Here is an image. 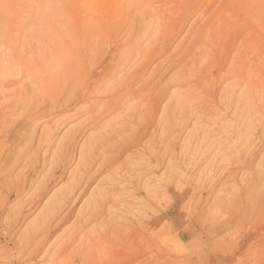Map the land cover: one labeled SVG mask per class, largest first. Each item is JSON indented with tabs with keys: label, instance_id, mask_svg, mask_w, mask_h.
Returning a JSON list of instances; mask_svg holds the SVG:
<instances>
[{
	"label": "rangeland",
	"instance_id": "1",
	"mask_svg": "<svg viewBox=\"0 0 264 264\" xmlns=\"http://www.w3.org/2000/svg\"><path fill=\"white\" fill-rule=\"evenodd\" d=\"M127 3H129L127 0H123V1L122 0H0V49H3L0 52V79H1L0 84L5 83L6 80L7 81L10 80L11 83H14L15 80H13V79H16V78L19 79V77H20L21 79L19 80V82L22 80L24 82V83L22 82L21 84L19 83L21 88H23V86H25L23 89H18V91L21 90V93H20L21 96L20 97H22V95H25L28 93H29L28 95H30L32 92L35 93V91L37 92V89H39L38 93H42V90L44 91L45 88L46 89H54V88L56 89V87L58 86L56 78L51 79V81L48 80L46 82H42V83L40 82V84L39 83L35 84L37 87H39V88H37L36 86H34V84H31L32 82H34V81H32L33 79L30 77H26L24 75L25 74L24 72L21 73L23 75V78H22V75L19 77H17V76L12 77L11 72L15 71V67L13 65V62L11 61L12 56H11V60L9 59L10 53H16V52H19V54L21 55L19 57H22V58L25 57L26 55H27L26 57H28V55H29V57L32 58V61L34 63L38 62V60H39V63H41L43 58H45V57H46V59L49 58V55H48L49 53H47V52H50L49 49H52L51 52H53V48L50 46V43H49V38H50L49 33L51 32V29L53 27L52 25L60 24L61 26H63V28L61 29V32H64V33H66L65 30L67 29V36H68L67 40L69 42L71 41L69 38L73 37L71 43H67L68 45L70 44V46H69L70 48H68V47L66 48V47L62 46L59 51H58V49L56 50L58 53L59 52L62 54L64 53V56L60 54L62 58H65V59L67 58L68 59L67 61L72 60V62L68 65V67L66 69L67 75L69 76L70 79H72L73 76L71 73L75 70L74 68H76V63L73 62V58H72V54L74 53L73 45L83 46V44H84L83 40L86 41V39L84 38L85 34H87L89 36V38L91 36L93 37V39L95 38L96 40L94 39V41L96 44L97 36H98V34H100V32H101V35L103 34V36L107 35V34H105L107 31H109V33H110L109 38H108V35H107V38H104L101 35L98 36V39L100 38L99 41H101V39H102V41L100 42L99 50L102 51L104 48H106V46L104 47L103 45H107V48H109L108 54H107L108 56L105 57V59H104L105 62L103 61L101 64H99V66H101V67H99V66L96 67V65H95L94 67L96 69L94 67L92 68L93 69L92 74L98 73L99 71H102L101 76H105L106 72L108 73V70L110 68L108 65H110L111 60H113V57L114 58L116 57L115 59L119 60V58H121V56L123 54L127 55V50H126L127 49V42H125L124 39L130 35L129 32L131 30L129 31L128 29H132V28L134 29L135 28L136 31L137 30L139 31L141 25L144 26V24H145V26H148V25L150 26V24L153 21V23L151 25H154V27L150 26V29H149L148 28L149 26L147 28H145V26H144L145 29L143 27H141V28L144 30V32L147 31L146 35H145V33H143V30H142V33L145 35V36H143V38H147L146 41H148V38L150 37L149 34L151 31H152L151 37H154L155 40L151 39V37H150L151 40H149V42L150 41L151 42L149 43V42L143 41L146 43H143L144 45H142V46H145L147 43H149V45H150L153 41V43H152L154 45L153 48L154 47H158V48L162 47V48H164V50H167L168 48L169 49L166 53H159L160 51H156L158 48H155L152 50L153 53L149 54L150 55L149 56L150 57L149 62L151 63L150 64L151 67L149 66V69L147 70L146 76L142 77V81H145V78L147 79L150 76L151 71L156 66V64H161V63L163 64L162 70H160V72L163 71V68H166L168 66V62L165 63L164 59L167 58L168 56L169 57L171 56L173 58L174 55L172 54V52L177 48L178 44L182 43L181 46H179L180 47L179 50H181V51L187 50V52L190 56H191V53L193 56L198 51H199V53H201V51H203V50H201L202 48H204V49L206 48V50H207L209 45H210V47L212 46L210 44L211 41H209V40H210V38L211 39L213 38V35L215 34L218 25L222 22L227 24L228 22H226V21L230 22L233 19L232 24L233 25L236 24L237 30H235L232 33L233 36H232V34H230V36L228 35L227 37H229L228 43H235V47H234V50L231 51L230 57L227 59L228 62H227L226 69L229 66L228 64H230V61L232 59L231 57L236 52V49L239 47V45L241 43L240 41L244 37V34H242L243 33L242 30H244L243 28L245 26H248V28H250L249 30H250L251 34L249 35L250 38L248 39L247 42H249L248 46H249L250 54L252 57L253 76L258 78V80H260L259 86L261 87L262 80L264 82V42H263L264 41V0H149V1L143 0V1H140V4H139V2H137L139 4V6L137 4V8L134 7L135 4H133V6H130ZM144 3H145V5H144ZM148 3H149V5H148ZM119 6H122V9H120ZM129 6L131 7V9ZM141 6L143 8H141ZM148 7H150V8H148ZM133 8H135L136 10L133 11L134 10ZM137 9L139 11H137ZM121 10H122V12H120ZM129 11H130V13H129ZM139 13H140V15H138ZM37 16H39V17L37 18ZM68 16H70V17L74 16L76 18V20L78 21L79 26L76 25L74 20L72 21V23L70 21V23L67 22V25L64 24L63 20H65V18ZM119 16H120V18H119ZM41 17H43V18H41ZM79 17H80V19H82L81 24L79 23V20H78ZM105 18L108 21L107 23H104ZM147 18L150 19L151 21L146 23L145 20L148 21ZM39 19H42V20L40 21ZM156 19L158 21H160L162 19L163 20H162V22L161 21L158 22ZM207 19H209V21ZM51 21H53V23ZM87 21H89L88 26H87V23H88ZM195 21H196V24H194ZM73 22L75 24H73ZM205 22L206 23L208 22L209 25H208V23L206 24ZM211 22H212V24H211ZM148 23H150V24H148ZM156 23H157V25H156ZM72 24H73V26H71ZM95 24L97 25V28L99 27L97 31H94L97 29V28L94 29V27L96 26ZM98 24H100V25H98ZM101 24H102V26H101ZM164 24L166 26L165 28L162 27V26H164ZM200 24H202V26ZM204 24L206 26H204ZM74 25H75V27H74ZM108 25L110 28H107ZM138 25H140V27ZM70 26L72 28H69V30H68V27H70ZM76 26L78 29H76ZM124 26H125V28H124ZM210 26H211V28L212 27L213 28L212 29L209 28ZM21 27H22L23 31L21 30ZM40 27H42L43 29L42 28L40 29ZM79 27H80V29H79ZM203 27H206V28H203ZM161 28H163V30H161ZM12 29H13V32L11 31ZM105 29H106V31H105ZM200 29H201V32H200ZM20 30L22 33L20 32ZM71 30H73V32ZM79 30L81 32H79ZM82 30H83V32H82ZM193 30L195 31V33ZM208 30H210V31H208ZM127 31H128V34H127ZM156 31L157 32L159 31V33H155ZM188 31H190V32H188ZM191 31L195 34V36H192L194 34L191 33ZM162 32H163V34H162ZM187 32L190 34H188ZM196 32H198V34L200 33V35L198 36V34ZM204 32H206V33H204ZM211 32L214 34H212ZM72 33H74V36L76 35L77 37H79V35L80 36L83 35V37H81V40H80V38H77L79 40V41H77L76 36L74 37ZM153 33H154V35L157 34L158 36L155 35L156 36L155 37L153 35ZM46 34L48 35L49 38L47 37ZM18 35H20V36H18ZM26 35H27V37H26ZM70 35H71V37H70ZM123 35H125V37ZM204 35H205V37H203ZM206 35H209V37L207 36L208 37L207 38ZM190 36H192L193 38ZM231 36H232V38H230ZM18 37H20V38H18ZM101 37H103V38H101ZM195 37L199 38V39H197V38L196 39L198 41L200 40V44H202V46L198 43V41L195 39ZM113 38H115V39H113ZM201 38H202V40H201ZM204 38L207 40H204ZM226 38H225V41L227 42ZM75 39H76V41H75ZM122 39L124 41H122ZM192 39L193 40L195 39V41H194L195 44H194ZM45 40H46V42H45ZM181 40H182V42H181ZM40 41H41V43H38ZM207 41H209V42L207 43ZM109 42H110V44H109ZM131 42H132V40H131ZM62 43H64L63 40H62ZM101 43L103 45H101ZM192 43H193V45H192ZM203 43L206 45L204 46ZM190 44H191V46H190ZM197 44H199V45H197ZM41 45L46 46V47H44V48L41 47L42 49H39V47ZM188 45H189V47H188ZM36 46H38L37 50L35 49ZM197 46L202 47V48L198 47L199 49H196ZM174 47H176V48H174ZM185 47H187L188 49L187 48L185 49ZM260 47H261V49H260ZM190 48L193 49V51ZM211 48H210V50H211ZM125 50H126V52H125ZM190 51H191V53H190ZM208 51H209V49H208ZM94 52L91 51V52H87V53H90L88 55L92 54V57H93ZM122 52H124V53H122ZM178 52L179 53H177V56H178V54H180V51H178ZM119 53H121V54H119ZM193 53H195V54H193ZM199 53H197L196 55H198ZM51 54H54V53H51ZM124 55L122 57H125ZM217 55L218 56L215 59L217 63L223 62L226 59L225 55L221 54L220 50L218 51ZM118 56H119V58H118ZM205 59H207V58H205ZM191 60H193V59H191ZM201 60H199V61L202 62ZM5 61L7 63H5ZM205 61H206V63H205ZM205 61L202 63L199 62V64L196 61L195 62L196 65L192 64V65H194L193 67H194L195 71L200 70L202 68L201 66H203V68H206L205 66L209 65V63L207 64V62H209L210 60L207 59ZM191 63H193V61H191ZM73 65H75V66H73ZM199 65H200V67H199ZM135 66H137V65H135ZM196 66H197V68H196ZM55 67H54V69L52 67L51 71H46L49 73H46L44 71L43 76H45V73L48 74L49 76H51L52 74L54 76L56 74V72L58 71V68L56 67L57 68L56 69ZM70 67H71V69H70ZM132 67H134L133 64H132V66L129 65V67H127L125 69L126 71L125 70L122 71L123 73L118 71L116 74H114L111 77V79H113V82L108 77H107V79L105 77V79H103V81L100 80L101 82L99 80H90L89 78H91V76L86 75V77H84L85 79L83 78V80L84 81L89 80L91 83L90 84L88 81V84H87L88 85V91H90V90L95 91L96 94H94V92L93 93L91 92L90 95L86 94L84 96L85 98H82L76 102H73L75 105H73V103H71L68 107V108H70L69 112L64 114V115L69 116L72 113L75 114L76 112H81L82 109L84 110V108L88 107L90 100H93L96 97L100 98L102 101L107 100L108 96H105V95H107L108 93H110L112 91H115L116 89H118L120 86H122L123 84H125L127 82L129 74H131L133 71V70H131ZM101 68H102V70H101ZM12 69H13V71H12ZM87 69H88L87 71H89V70L91 71V68L88 67ZM174 69L175 68H172L170 71L167 72L168 74L166 73L165 77H163L164 80H162V82L163 83L165 82V83L163 84L161 82L162 83L161 85H165L167 83V81L171 80L169 78H173L172 75H174V71L177 70V69H175V70ZM110 71L111 70H109V72ZM3 72L5 73V75ZM6 72H8V73H6ZM119 72H120V74L121 73L122 74L120 75ZM176 72H175V74H176ZM1 73H3V74L1 75ZM127 73H128V75H127ZM213 73H215V72H213ZM7 74H10V75H7ZM115 75L116 76L118 75V77L121 79H119ZM122 75L124 78H122ZM1 76L4 77V80H3V77L1 78ZM6 77H8V79H6ZM75 77H76V75L74 74V78ZM114 77L117 80H114ZM87 78H88V80H87ZM104 80H106V81H104ZM120 80L121 81L124 80V81L121 82ZM25 81H26L28 87L26 86ZM30 81H32V82H30ZM107 81H108L109 86L107 85ZM118 81L120 82V84ZM204 81H205L204 84L202 83L204 85L203 87H202V84H201V86L199 85L198 87H195L193 84L187 85L189 87V88L188 87L187 88L190 91L192 89H194V90H192L193 94H192V91L191 92L189 91V92L191 95L197 96V97L191 96V97L195 98V100H196V98L197 99L200 98V99H204L205 101H207V97H208L207 95L210 94V90H212L214 87L216 88L215 84H214V86H212L211 82H209V78L205 77ZM93 82H94V84H93ZM109 82L111 83V85L112 84L113 85L110 86ZM97 84L99 87L94 88V86L96 87ZM101 84H102V86H101ZM138 84H140V82ZM230 84H232L231 79H227V80H225V83H223L222 86L226 87ZM53 85L54 86L57 85V86L54 87ZM210 85H211V87H210ZM192 86H194V87H192ZM32 87H33V89H31ZM34 87L36 88V90ZM104 87H106V89L109 91L108 92L106 90L107 94H106V92H104L105 91ZM112 87H114V88L116 87V89H113ZM93 88L95 90H93ZM101 88L102 89L104 88V89L102 90ZM126 88H127L126 90H129L128 87H126ZM262 88H264V83H263ZM2 89L3 90L5 89L4 90L5 93H3ZM27 89H29V90H27ZM98 89H100L101 92L103 91L102 93L99 92L100 95L98 93V91H99ZM195 89H196V91H195ZM14 90H15V88L13 89V87L2 88V86L0 85V97H1L0 99H3L6 97V99L0 100V142H1V138H5V135H6L5 132L7 133V130L12 126L14 121H15V123H19V120H21V119H17V116H18V118H20L21 114L23 115L24 110L26 109V108L23 109L24 108L23 103L18 101V99L20 100V97L15 96L17 91L15 92ZM96 90H97V92H96ZM239 90L236 93L237 95H239V93H240ZM261 90L257 93L258 95H257L256 103H258V104L261 102L264 104V90L263 89H261ZM153 91L151 92L152 96H154L155 92H156L155 91L153 93ZM123 93L125 94V92H123ZM4 94L7 96H4ZM11 95H13V97ZM89 96L91 97L90 100L88 99V98H90ZM169 96H170V94H169ZM17 97H18V99H17ZM93 97H95V98H93ZM105 97H107V98H105ZM136 97H138V96H136ZM139 98H140V96L138 98L134 97L131 99H130V97H125V99H126L125 101H127L126 106H124L125 102H123L124 101V98H123V101H122L123 104L120 103V104H122L120 106H123V107L122 108L120 107L121 109H119L118 112L116 111L117 115L115 114L116 112H114L115 117L110 116V115H114L113 113H111V114H109L110 118L107 115L106 117L102 118L101 120L103 122H105L104 120L107 118L108 120H106L107 121L106 124H109V122L110 123L112 122L110 119H112V117L117 119L118 114L120 116V119H122L121 118V115H123L122 111L125 110L124 111L125 114H128V111L126 112V110H128V109L130 110L129 112H131L133 110H137L139 112L144 111L145 116H147L149 114L150 108L148 109L149 106L143 107V105H141V103L144 104V102H145L144 100L140 101V100L144 99V96L142 97V99L141 98L139 99ZM132 99H134L135 102L136 103L138 102V103L135 104ZM136 99H138V100H136ZM35 100L36 99H33L32 102H34V104L31 107H33L35 104H37V102ZM130 100H132L133 103ZM190 100L193 101L192 99H190ZM12 101H14V102H12ZM128 101L135 105L131 108H134L137 106L136 107L137 109H130V105L128 108L127 107V103H129ZM164 101L165 102H161V104H160L161 106L159 105V107H158V109L161 113H159V111H158V113L156 114V117L154 118V126L159 127L157 129L158 132L156 134L155 140L157 141L156 143L159 146L161 143V142L160 143L158 142L159 137H161L159 139L161 141L163 134L164 135L166 133L169 134L167 141L170 145H172L171 146L172 147V156L170 158L168 156L164 157L163 158L164 164L162 162L163 160L160 159L162 162V165H160V167L157 170V173L155 175L148 176V177L145 176L146 178L144 177L145 181L143 180L144 182L142 181L143 183H141V184H143V186L140 185L141 188H139L140 189L139 191L141 192V194L137 195L136 194L137 190H135L136 187H131L130 190L128 188V190L125 191L126 193L125 192L118 193V194H120V197L118 195L113 196V198L115 197L114 200L117 197V198H119L120 201L117 199L118 206L116 209L115 208L110 209L111 215L113 216V218H116L115 215L117 214V212L119 213V211L120 212L121 211H127L129 209L130 211L129 210L127 211L129 213L126 212V213L122 214V216H126L127 219H130L132 221L140 219V218L142 219L143 223H145V221H146L145 224L150 223V222L154 223L155 221H159L158 226H157L158 230H160L161 228H164L165 225L169 226V224H170V226H171V233H170L171 236L170 237L173 239L172 251L169 254L165 253L163 256H160V255H159V257L156 256V258H155L156 262L153 260V262H152L153 264H165V259L169 255L172 257V261L169 264H264V231H263L264 230V204H263V206L259 207L260 204L258 203V200H257V202L255 201V199H257V196H256L257 192L264 189V129L262 130V132H260V131L257 132L261 123L264 122L263 121L264 115H262V113H260L259 111L254 114L253 123L256 127H254L253 133L249 132V135L246 134V136L243 135L241 137H237L234 135L233 136H229V135L227 136L228 131L233 128V125L235 127V122H233L232 117H231L232 113H228L227 115H225V113L223 111H220L219 113L222 116L221 115L219 116L217 114L218 115L217 117H216L217 112L214 113L215 112L214 110H212V112L211 111L210 112H204L203 114H200L201 116L199 114H197V117H194L192 115H189V113H187L185 117H182V118L175 117L176 119L180 118L179 120L177 119L178 121L175 118H173L175 120V124H174V121L171 118V115H168L170 113L167 112L168 110H170L167 107V100L165 99ZM191 101H188V102H191ZM16 103H17V105H16ZM18 103L22 104V105L18 106L19 105ZM131 103H129V104H131ZM83 104H85V105H83ZM211 105L213 106V104H211ZM125 107H127L128 109H126ZM15 108H16V110H15L16 114H18V115L13 113V110ZM144 108H145V110H144ZM261 108L262 107L260 105L259 109H261ZM75 109L76 110L78 109V111H76ZM122 109H124V110H122ZM215 110H216V107H215ZM165 111H166V114H164ZM121 112H122V114H120ZM19 113H20V116H19ZM162 113L165 115V117L167 119L164 117V115ZM210 113H211V115H208ZM11 114H13V115H11ZM67 114H69V115H67ZM158 114H160L159 117H161L162 120L158 117ZM187 115L190 116V117H188L190 119V120H188V123H186L187 121L184 120L187 117ZM123 116L125 117V115H123ZM43 117H45L46 120H42V119H45ZM48 117L51 119H49ZM57 117L59 119V116H57V115L56 116L55 115H51V116L39 115L34 119V121L28 120V119L21 120L20 121V122H22L21 125L19 123V126L18 125L16 126V132H15L16 138L14 137V139L12 141H10L11 144L7 143L6 148L4 146L2 148V146L0 144V149L3 150V151L0 150V178H1L0 181L4 182V183L0 182V186H2V188L0 187V189H1L0 197L6 198V199L0 198L1 200L3 199L2 201L0 200V255L2 256V257L0 256V259L1 258L3 259V260H0L1 264L2 263L3 264H18V259L16 257H14L12 254H11V256L9 254V253H11L10 252L11 246L8 243L10 242L9 237H10L11 233L15 232L14 233V239L15 238L20 239L19 238V237H21L20 234L23 235L25 230H27V227L29 228L30 225H32L37 220V218H39L41 216V214L44 212V210H45L44 207H46V204L52 198L51 196L52 195L54 196L55 194L59 193V190L61 191V188L63 186L66 188L68 186L67 184L70 182V180H69L70 179V173L68 175L67 171L70 168L72 170H74V168L76 166L75 164L77 162L76 161L77 158L74 161L75 163L73 162L74 164L72 163L71 166L66 169L65 174L62 177V179L57 180L56 183H52L51 186L48 187L47 192L38 201H36L35 204H33L32 206H28V205H26V203H27L26 201L29 200L28 199L29 195H30V197H32V195H34V193H35L34 189L36 188L35 186H37V184L40 182L39 181L40 177H43L46 174V172H47L46 170L48 169L49 165L46 164L45 167L42 169V171L37 172L38 174H34L33 172H31L29 174L27 172V169H23L21 166L17 167L16 170H14V172H12L11 174L7 173V171H9L8 170L9 168H10V170L12 169V167L10 165L13 166V164H15V161H16L15 159L18 157V155L22 151V148H24L25 146L30 144L31 139L33 138V136H32L33 131L32 130L35 127H37L38 130L41 132V131H44L43 127L45 125H47L45 127V130H47V132H48V130L50 129L49 127H51V129H52L54 126H57V124H56L57 123L56 121H58ZM200 117H203V118L200 119ZM204 117H206V118L204 119ZM83 118L85 120V116L82 115V113H80L78 115V117L76 115L72 120H68L67 122H63L62 123L63 126H61V124H58L57 127L60 126V128L57 129L58 131L56 130L57 132L55 131V133L50 135V138H51L50 143H53V144H49V146H47V147H45L46 145H42L43 148L41 147L42 150L43 149L46 150L48 148L47 149L48 151L46 150L47 152L45 153V157H46L47 161H49V159L52 158L53 153H51V152L52 151L54 152L56 150L55 146L57 147V145H55V144H60L59 141H61L62 139L64 140V138L69 135V132H67V131L68 130L70 131V129L73 126L75 127L76 125L81 123ZM114 118L112 119L113 121H114ZM188 118H186V119H188ZM195 118L199 121V123L196 122ZM116 119L113 123L117 122ZM138 119H136V120H138ZM144 119H145V117L139 119L138 120L139 122L135 121V125L137 123H138L137 125H142V123L144 122ZM156 119H158V120H156ZM168 119L172 120L169 122L170 124H171V122H173L171 124L172 126H170L171 128L173 127V129H171L170 133H168L167 130H165V128L163 129V127H164L163 121L168 120ZM4 120H6V122ZM36 120H38V121H36ZM47 120H49V121H47ZM159 120L162 121V123L159 122ZM183 120H184V122H183ZM102 121H100V124L101 125L105 124V123H102ZM7 122H8V124H7ZM47 122L49 124L51 122L52 123L51 126H48L49 124ZM53 122H56V123L53 124ZM36 123H37V125H35ZM157 123H159L163 127H161L159 124H158L159 126H157ZM9 125H11V126H9ZM41 125H42V129H41ZM2 129H4V130L2 131ZM219 129L221 130L220 133L218 132ZM28 131L29 132L32 131L31 134ZM92 131H93V129L90 130V128H88V126H84V128L82 129V131L80 133L81 135L79 134L77 136L78 139L76 138V140H78L76 142V148H75L76 151H78V149H79L78 147H79L80 143L82 144L84 142L83 140H86L89 137H91L94 132H95L94 135H97L100 132V129L97 130V132L96 131L92 132ZM1 132H3V133H1ZM44 132H46V131H44ZM66 132L68 134H66V136H65ZM82 133H83V135H82ZM88 133H91L92 135H88ZM63 135H64V138H62ZM214 135H215V137H214ZM19 136H21V137H19ZM53 137H54V139H53ZM85 137H87V138H85ZM172 137H173V139H172ZM245 137H247V138L245 139ZM20 139H22L21 142H20ZM169 139H171L172 141ZM25 142L27 145L25 144ZM135 149H140V146L136 147ZM160 150H161L160 151V158H161V155L163 153V151H162L163 149H160ZM44 151H42V155H43ZM128 155L129 154L127 153V157H128ZM228 156H231L233 158L235 157L234 161H231V159H229ZM76 157H77V155H76ZM127 157L125 156L124 159H127ZM250 158H251V160H250ZM168 159H169V161H168ZM11 161L13 162V164ZM167 161L169 163L171 162V164L167 163ZM250 161L253 162L251 170L250 171L244 170V166H245L244 164H246V162H250ZM140 163L143 167L145 166L144 169H147V167L149 168V165L147 163L143 162L144 165L142 164V162H140ZM5 165L9 168L7 169V167ZM164 165H166V167ZM4 166H5V169H1V168H4ZM170 167H171V169H170ZM231 168L234 169L235 171L237 170L236 174H232V176L224 174V172H223L224 170H232ZM18 169H19V171H18ZM21 169L24 171H22ZM164 170L165 171L168 170L169 173H167L168 171L165 172ZM4 171L6 172V174ZM15 171L18 173L20 172L18 174L20 178H15V177H18V175H17V173H15ZM69 172H71V170H69ZM14 173L16 176L14 175ZM25 173L27 174V177H26L27 183H28L27 185L30 188H28V186H27L26 187L27 190L25 189L24 193L23 194L20 193L21 196L19 195V198L21 200H18V199H16L17 198L16 194H13V192L15 193V191H16L15 187L12 186L13 183H11V181H9V180L18 179L20 187H21L23 176L25 175ZM20 174H23V176ZM257 174L260 175V179H262L261 183H259L260 185L257 183L255 186H248V185L246 186L247 182H249L251 180V178H253V176L257 175ZM66 175H68V176L66 177ZM121 175H122V173H118L115 175V178L120 177ZM9 176H11V177H9ZM168 176H171V179H172V181H169V183H168V180H169ZM99 177L101 178V180ZM99 177H98L99 179L97 178L98 180L96 179L98 182L95 181L94 183H92L89 186L86 194L78 202L76 210H79L80 208H78V207L82 206L83 205L82 203L86 202V201H84V199H87V201L91 200L92 194H94L98 190L105 189L107 187V185L110 184L108 182L111 181V178L108 181V179H109L108 174L105 175V173H103ZM107 177H108V179H106ZM4 178H7L8 181L6 179L4 180ZM65 178L67 180H65ZM66 181L67 182L69 181V182L66 184ZM5 183L8 184V187H6ZM9 183H10V185H9ZM222 183H223V186H221ZM3 184H4V186H3ZM169 184H171V185H169ZM9 186L12 187V189ZM146 186H147V188H146V190H144ZM64 187L62 189H65ZM98 187H99V189H98ZM241 187L243 189L240 191L239 188H241ZM255 187H256V189H255ZM5 188H7V189H5ZM95 188H96V190H95ZM162 189H163V191H162ZM222 189H228L229 195L228 196L224 195ZM90 191H92L94 193H92ZM2 192L6 193V195L2 194ZM10 192H11V194H10ZM89 194H91V195H89ZM89 196H90V198H89ZM153 196L154 197L156 196L157 198L156 197L154 198ZM159 196H161V197H159ZM7 197L8 198L10 197L9 198L10 200H7L8 199ZM152 197H153V199H152ZM168 197H170V198H168ZM226 197L234 200L233 202L231 201L230 209H227V207H225L224 211H222V212L218 211L219 210V202H220L221 198H226ZM24 203H25V206H27V207H24V205H22ZM127 203H129V204L127 205ZM1 204H2V206H1ZM17 205L18 206L20 205V207H17ZM139 205H141V209H140ZM137 207L140 209L139 211H137L138 210V209H136ZM19 208H21L22 211L24 208L25 209L27 208L29 210L26 209L22 213L24 215L23 218L24 217H26V218H24V219L22 218V219L18 220V222H14L16 220L14 218H12L13 215L11 213H13L14 211L17 212ZM123 208H125V209H123ZM137 213L138 214L140 213L141 215L139 214L140 215L139 216V215H137ZM5 216H6V218L4 219ZM145 216L147 218H145ZM132 217L135 219H133ZM122 218H118V220L121 221ZM3 220H4V222H3ZM147 220H149V221H147ZM7 221H9V222H7ZM73 221L74 220H71L70 224L67 223L68 227L65 224L63 226V228H61V230H59L56 234H54V236L48 242L49 244L47 243L45 245V247L47 245H50L56 238L61 237L62 233L64 231H66V229L69 228L73 224ZM9 223L10 224L13 223V224L9 225ZM14 223H16V224L14 225ZM7 225L9 227L12 226L13 229L11 227L8 228ZM17 225H18V227H17ZM90 227H91V225L89 226V228ZM89 228H88V230H89ZM3 229H5V230L3 231ZM158 230H156V231H158ZM8 232H9V234H8ZM16 239H15V241H16ZM145 240H146V236L144 237V241H142L143 242V248H144V245H146ZM59 241H61V240H59ZM59 241H58V243H59ZM157 244H158V246L161 245L160 242H157ZM4 248L8 249L7 252L9 255L7 254L6 250H3ZM1 252H3V253H1ZM5 252H6V254H5ZM3 256H5V259ZM39 258H40V256L37 257L33 261L27 262L26 264H30V263L31 264H37V263L38 264H47V262L43 263V260L41 258L40 259Z\"/></svg>",
	"mask_w": 264,
	"mask_h": 264
},
{
	"label": "bare ground",
	"instance_id": "2",
	"mask_svg": "<svg viewBox=\"0 0 264 264\" xmlns=\"http://www.w3.org/2000/svg\"><path fill=\"white\" fill-rule=\"evenodd\" d=\"M127 1L129 2L127 4H129L130 6H133V4H135L134 7L137 8V4H138L137 2H139V4H140V1H143V0H127ZM139 4H138V6H139ZM144 5H145V3H144ZM148 5H149V3H148ZM119 8L122 9V6H119ZM135 8H133L134 9L133 11L136 10ZM141 8H143V7L141 6ZM148 8H150V7H148ZM130 9H131V7H130ZM137 11H139V10L137 9ZM120 12H122V10ZM129 13H130V11H129ZM138 15H140V13ZM38 17L39 16H37V18ZM41 18H43V17H41ZM74 18H75L74 16H71V17L68 16L65 18V20H63V23L67 25V22L70 23V21H71V23H72V21L74 20L76 25H78V21L76 20V18L75 19ZM119 18H120V16H119ZM39 20L41 21L42 19H39ZM78 20H79V23L81 24L82 19H80V17H79ZM104 20H105L104 23L108 22L106 18ZM162 20H160V21L162 22ZM207 20L209 21V19H207ZM53 21H51V22L53 23ZM149 21H151V20L150 19H148V21L145 20L146 23ZM160 21H158V22H160ZM74 22H73V24H75ZM87 22H88L87 23V26H88L89 21H87ZM226 22H228V23L225 24L222 22L218 25L215 34L212 33L213 31L211 32L214 35H213V38L212 39L210 38V40H209V41H211L210 44L212 45L211 46L212 48L210 47V45L208 46L209 51H208V49L206 50V48L204 49L202 47L197 46L196 49L202 48L201 50H203V51H201V53H199V51H198L197 52V53H199L198 55H196L197 53L196 54L193 53V54H195L193 56H192V53L190 51V53H191V56H190L188 54L187 50H182V51L179 50L180 49L179 46H181L182 43L178 44V46L176 45L177 48L174 47L176 49L174 51L172 50L173 51L172 54L174 55L173 58L171 56L170 57L168 56L167 58L164 59L165 63L168 62V66L166 68H163V71L160 72V70H162L163 64L161 62H160L161 64H156V66L151 71L150 76L147 79L145 78V81H142V77L146 76L147 70L149 69V66L151 64L149 62V60H150L149 54H152L153 53L152 50L155 48H158V47L153 48V46H154L152 44L153 41L149 45V43L151 42V41L149 42V40H151V39L155 40L154 37H151L152 31L150 32V34L148 33L150 35L151 39L148 35H147L149 37L148 41H146L147 38H143V36H145L146 32H147V31L144 32V30L141 28V27L144 28V26H145L144 23H143L144 26L141 25V27H140V25H138L141 29V30L139 29V31L138 30L136 31L135 28L134 29L133 28L128 29L129 31L131 30L129 32L130 35L124 39L125 42H127V49L125 48L127 50V55L123 54L125 57H122L123 56L122 55L121 58H119V56H118L119 60L115 59L116 57L115 58L113 57V60H111L110 65H108L110 67L109 70H111V71L109 72V70H108V73L106 72L105 76H101L102 71H99L98 73L92 74V70H93L92 68L95 65H96V67L99 66V64H101L104 61L105 57L108 56L107 54H108L109 48H107V45H103L102 44L103 42L101 43V45H103L104 47L106 46V48H104L102 51L99 50L100 42L102 41V39H101V41H99L100 38L98 39V36L101 35V32H100V34L97 33L98 36H97L96 44L94 41L95 38L93 39L92 36L89 38V36L87 34H85L84 38L86 39V41L83 40V43H84L83 46L73 45L74 53L72 54V58H73V62L76 63V68H74L75 70L73 72L71 71L72 72L71 74L73 76L72 79H70L66 73V69H67L68 65L72 62V60L67 61L68 60L67 58L66 59L62 58L61 55L64 56V53L63 54L60 52L58 53L56 50L58 49V51H59L62 46L66 47V48L67 47L70 48L69 47L70 44L68 45L67 43H71L73 37H71V35H70L71 38H69V39L71 41L69 42L67 40V38H68L67 29L65 28L66 33L61 32V29L63 28V26H61L60 24L52 25L53 27L51 29V32L49 33L50 38L47 35L48 33L46 34L47 37L49 38L50 46L53 48V52H51L52 49H49L50 52H47V53H49L48 54L49 58L46 59V57L44 56L45 58H43L41 63H39V60H38V62L34 63L32 61V58L29 57V55H28V57H26L27 56L26 55L25 57L22 58V57H19V56H21L19 54V52H16L17 54L16 53H10L9 59L11 60V56H12L11 61L13 62V65L15 67V71L11 72L12 77H16V76L19 77L22 75L21 73L24 72L25 74L24 73L23 74L26 77H30L33 79L32 81H34V82H32V81H30V82H32L31 84H34V86H36L35 84H38V83L40 84V82L42 83V82H46L48 80L51 81V79H53V78L57 79V85H58V86L55 85V86H57L56 89L55 88L54 89H46L45 88L46 90L45 89H44V91L42 90V93H38L39 89H37V92L35 91V93L32 92L30 95H28L29 94L28 93V94L22 95V97H20L21 96V94H20L21 90L18 91V89H23L25 87V86H23V88H21L20 84L23 82V80L19 82V80L21 79L20 77H19V79L18 78L13 79V80H15L14 83H11L10 80H8V81L6 80L5 83H1L0 85L2 86V88H8V87H13V89L15 88L14 91L15 92L17 91L15 96L20 97V100L17 97L18 101L23 103V107H24L23 109L26 108L25 109L26 111L24 110V114L23 115L21 114L22 117L20 116V113H21L20 112L19 113L20 118H18V116H17V119H21V120L28 119V120L34 121V119L39 115H47V116H51V115L56 116L57 115V116H59V119L57 117V119H58V121H56L57 123L53 122V124L56 123L57 126H58V124H61V126H63L62 125L63 122H67L68 120H72L76 115L78 117V115L80 113H82V115L85 116V120L83 118L84 121L83 120H82V122L80 121L81 123H79V124L77 123L78 125L75 124L76 125L75 127L73 126L70 129V131L69 130L67 131V132H69L68 136H66V134H68L67 132L65 133V136H66L65 138L63 135L62 138H64V140L62 139L63 140V141L61 140L62 142L59 141L60 144H55V145H57V147L55 146L56 150L54 152L53 151L51 152V153H53V155H52V158L49 159V161H47L46 157H45V153L48 151L47 150L48 148L46 149L47 150L46 151L45 149L42 150L41 147H42V145H46L45 147H47V146H49V144H53V143H50V139H51L50 135L55 133V131L58 128H60V126L59 127H57V126L53 127L52 126L53 127L52 129H51V127H49L50 129L47 132V130H45V127L47 125L44 126L41 123L44 126L43 127L44 131H46V132H44V131L40 132L38 130V128L35 127L32 130L33 131V135H32L33 138L31 139L30 144L27 145L25 142V144L27 146H25L24 148L21 147L22 151L20 152L18 157L15 159L16 160L15 164H13V162L11 161L13 164V166L10 165L12 167V169L10 170V168L5 165L7 167V169L9 168L8 169L9 171H7L8 174H11L12 172H14V170H16V168L19 166H21L23 169H27V172L29 174L31 172H33L34 174H38L37 172L42 171V169L45 167L46 164L49 165L48 169L46 170L47 171L46 174L45 175L43 174L44 176L40 177L41 180L39 179L40 182L37 184V186L34 185L36 187L34 189L35 190L34 195H32V197H30V195H29V198H28L29 200L26 201L27 203L25 202L26 205L32 206L33 204L36 203V201H38L47 192L48 187H50L52 183H56L57 180L62 179V177L65 174L66 169L68 167H70L71 164L77 158V160H76L77 162L75 164L76 166H75L74 170H72L70 168L69 170H71V172H69V170L67 171L68 175L70 173V179H69L70 182L68 181L69 182L68 183L66 181V184L68 183L67 184L68 186L66 188L63 186L65 189H62L63 188L62 187L61 191L59 190V193L56 192L57 194H55L54 196L52 195L51 196L52 198L50 197L51 199L46 204V207H44L45 210L43 209L44 212L41 214V216L39 218H37V220L32 225H30L29 228L27 227V230H25L26 228L24 229L25 232L23 235L20 234L21 235V237H19L20 239L15 238L16 239V241H15V239H14V233L15 232L11 233V235L9 237L10 242L8 243L11 246V249H10L11 253H9V254H10V256L12 254L14 257H16L18 259V264H26L29 261L35 260L39 256L43 260V263L47 262V264H153L152 262H153V260L154 261L156 260L155 259L156 256L157 257H159V255L163 256L165 253L169 254L172 251L173 239L170 237L171 236L170 235V233H171L170 224H169L170 227L165 225L164 228H161V229L159 228L160 230H158L157 226H158L159 221H155L154 223L150 222L147 224H145L146 221H145V223H143L141 218L132 221L130 219H127L126 216H122V214L126 213L129 209L127 211H121V212L119 211V213L117 212V214L115 215L116 218H113V216L111 215L110 209H112V208L116 209L118 206L117 199L119 200V198H117V197L114 200L115 197L113 198V196L118 195L120 197V194H118V193H123L126 190H128V188L130 190L131 187H136V189L135 188L134 189L137 190L136 191L137 195L141 194V192L139 191L140 190L139 188H141L140 185L143 186V184H141V183H143L145 181L144 177L155 175L157 173V170L159 169L160 165H162V162L164 164L163 158L166 156H168L170 158L172 156V147H171L172 145H170L167 141L169 134H167V133L165 135L163 134L161 141L159 140L161 137H159V139L157 138L158 142L159 143L161 142L159 146L156 143L157 141L155 140L156 134L158 132L157 129L159 127L154 126V118L156 117V114L159 111V109H158L159 105L161 104V102H165L164 101L165 99L167 100V107L170 109L167 111L170 113L168 115H171L172 119L175 117H180V118L185 117L187 113H189V115L197 117V114L200 115V114H203L204 112H210V111L212 112V110L215 111V112L213 111L214 113L217 112L216 113V117H217L218 115L219 116L221 115L219 112L223 111L225 113V115H227L228 113H232L231 117H232L233 122H235V127L233 125V128L228 131L227 136L228 135L229 136L234 135L237 137H241L243 135L246 136V134L249 135V132L253 133L254 127H256L253 123L254 114L259 111L260 113H262V115H264V106H263L264 104L262 102L259 104L256 103V99H257V95H258L257 93L261 89L264 90V88H262L264 82L262 80L261 87H260L259 86L260 80H258V78L253 76L252 57H251L249 46H248L249 42H247L248 39L250 38L249 35L251 34L250 30H249L250 28H248V26H245L243 28L244 30H242V32H243L242 34H244V37L240 41L241 43H240L239 47L237 46L238 48L237 49L235 48L236 52L233 54V56L231 55L232 59L230 61V64H228L229 65L228 68L226 69L227 62H228L227 59L230 57V53H231V51L234 50V47H235V43H228L229 37H227V36L228 35L230 36V34H232L235 30H237L236 24H234V25L232 24L233 19L230 22L229 21H226ZM152 23H153V21H152ZM73 24L71 26H73ZM148 24H150V23H148ZM151 24H150V26L154 27V25H151ZM194 24H196V21ZM211 24H212V22H211ZM98 25H100V24H98ZM156 25H157V23H156ZM200 25L202 26V24H200ZM208 25H209V23H208ZM71 26L68 27V30H69V28H72ZM101 26H102V24H101ZM148 26H145V28H147ZM150 26L148 27L149 29H150ZM204 26H206V25L204 24ZM211 26L209 28H211ZM22 27H21V30H22ZM74 27H75V25H74ZM162 27L165 28L166 27L165 24ZM41 28L42 27H40V29ZM96 28H97V25L94 27V29H96ZM98 28L94 31H97ZM107 28H110L109 25ZM124 28H125V26H124ZM203 28H206V27H203ZM76 29H78L77 26H76ZM79 29H80V27H79ZM21 30H20V32H21ZM142 30H143V33H145V35L142 33ZM161 30H163V28H161ZM11 31L13 32V29ZM71 31L73 32V30H71ZM105 31H106V29H105ZM208 31H210V30H208ZM79 32H81V31L79 30ZM82 32H83V30H82ZM188 32H190V31H188ZM198 32H196V33L198 34ZM200 32H201V29H200ZM155 33H159V31L158 32L156 31ZM191 33H193V32L191 31ZM194 33H195V31H194ZM204 33H206V32H204ZM72 34L74 36V33H72ZM105 34H107L108 38H109V36H110L109 31H107ZM127 34H128V31H127ZM162 34H163V32H162ZM188 34H190V33H188ZM27 35H26V37H27ZM107 35L103 36V34H102L101 36H103L104 38H107ZM153 35H154V33H153ZM155 35H157V34H155ZM199 35H200V33L198 34V36ZM18 36H20V35H18ZM123 36L125 37V35H123ZM192 36H195V34ZM192 36H190V37H192ZM207 36L209 37V35H206V37ZM232 36H233V34H232ZM232 36L230 38H232ZM81 37H83V35L82 36L79 35V37L76 36V39L80 38V40H81ZM103 37H101V38H103ZM203 37H205V35ZM18 38H20V37H18ZM196 38L197 37H195V39ZM225 38L227 39V42L225 41ZM76 39H75V41H76ZM113 39H115V38H113ZM195 39L194 40L192 39L193 42L195 41ZM197 39H199V38H197ZM62 40L64 41V43H62ZM124 40L122 39V41H124ZM131 40H132V42H131ZM201 40H202V38H201ZM204 40H207V39L204 38ZM77 41H79V40L77 39ZM143 41H146L149 43H147L145 46H142V45H144L143 43H146ZM209 41H207V43ZM45 42H46V40H45ZM181 42H182V40H181ZM38 43H41V41ZM198 43L200 44V40L198 41ZM109 44H110V42H109ZM194 44H195V42H194ZM199 44H197V45H199ZM192 45H193V43H192ZM200 45L202 46V44H200ZM203 45L205 46L206 44L203 43ZM190 46H191V44H190ZM37 47L38 46H36V48H35L36 50L38 49ZM41 47L44 48L46 46L41 45L39 47V49H42ZM188 47H189V45H188ZM186 48L187 47H185V49ZM210 48H211V50H210ZM168 49L164 50V48L160 47L156 51H160L159 53H166L168 51ZM260 49H261V47H260ZM1 50H3V49H0V52H1ZM126 50H125V52H126ZM191 50L193 51V49H191ZM219 50H220L221 54L225 55L226 59L223 62L217 63L215 59L218 56L217 53ZM91 51H93V52L95 51L93 57H92V54L88 55L90 53H87V52H91ZM178 51H180V54H178V56H177V53H179ZM51 53H54V54H51ZM122 53H124V52H122ZM119 54H121V53H119ZM205 58L210 60L209 62H207V64L209 63V65L205 66L206 68H203V66H201L202 68L200 70L195 71V69L193 67L194 65H192V64H195L196 61L199 64V62H200L199 60H201V59H202L201 61L204 62L205 60H207ZM191 59H193V60H191ZM6 61H5V63H7ZM191 61H193V63H191ZM202 62H200V63H202ZM205 63H206V61H205ZM132 64L134 67H132L131 70H133V71L131 74H129L128 80L125 84L120 86L118 89H116L117 86L115 88L112 87L113 89H116V90L112 91L108 94L106 92L107 86L105 85L106 87H104L105 89L104 88L103 89L105 90L104 92H106V94H107L105 96H108V98L105 97V98H107V100L102 101L98 97H96V98L93 97L95 99L90 100L91 97L89 96L90 98H88V99L90 100V103H89V105L87 104L88 105L87 108H84V110H83L80 107L82 109L81 112H76L75 114L70 113L71 115L67 114L69 116L64 115V114L69 112L70 108H68V107L71 103L76 102L82 98H85L84 96L86 94L90 95L91 92L92 93L94 92V94H96L95 91H92V90L88 91V85L87 84H88L89 80H88V78H87L88 81L83 80V78L86 77V75L91 76V78H89L90 80H99V81L101 80V81H103V79H105V77H106V79H107V77L109 79H111V77L114 74H116L118 71L122 72L127 67H129V65L132 66ZM135 65H137V66H135ZM55 66L58 68V71L55 74L56 76L54 75L55 77L53 76V74L51 76L46 74V73H49L46 71H51L52 70L51 68L53 67V69H54ZM73 66H75V65H73ZM88 67L91 68V71L90 70L87 71ZM99 67H101V66H99ZM199 67H200V65H199ZM172 68L177 69L176 70L177 72L174 71V75H172L173 78H169V79H171L170 81H167V83L165 85H161L163 83L162 80H164L163 77H165L166 73L168 71H170ZM196 68H197V66H196ZM70 69H71V67H70ZM101 70H102V68H101ZM12 71H13V69H12ZM44 71L46 72L45 76H43ZM120 72H119V74H120ZM175 72H176V74H175ZM213 72H215V73H213ZM3 73H1V75ZM6 73H8V72H6ZM10 74H7V75H10ZM74 74L76 75L75 78H74ZM4 75H5V73H4ZM123 75H122V78H124ZM127 75H128V73H127ZM2 77L3 76H1V78ZM116 77H118V75ZM205 77L209 78V82H211L212 86H214V84H215L216 88L214 87L212 90H210V94L207 95L208 96L207 101H205L204 99H200L199 97H198L199 99L196 98V100H195V98H193V97H197V96L196 95L193 96L190 94V92L194 89H192L190 91L188 89L189 87L187 85L193 84L195 87H198L199 85L201 86V84L202 83L204 84V82H205L204 81ZM22 78H23V75H22ZM6 79H8V77H6ZM119 79H121V78H119ZM227 79H231L232 84H230L226 87H223L222 85H223V83H225V80H227ZM3 80H4V77H3ZM111 80L113 82V79H111ZM114 80H117V79L114 77ZM104 81H106V80H104ZM122 81H124V80H122ZM139 82H140V84H138ZM25 83H26V81H25ZM89 83H90V81H89ZM93 84H94V82H93ZM102 84H101V86H102ZM119 84H120V82H119ZM203 84H202V87L204 86ZM107 85L109 86L108 81H107ZM112 85L110 83V86H112ZM26 86H27V83H26ZM194 86H192V87H194ZM98 87H99L98 84L96 85V87L94 86V88H98ZM126 87H128L129 90H126L127 89ZM210 87H211V85H210ZM37 88H39V87H37ZM94 88H93V90H95ZM31 89H33V87ZM4 90H3V93H5ZM27 90H29V89H27ZM35 90H36V88H35ZM98 90H99L98 93L101 92L100 89H98ZM238 90L240 91L239 95L236 94ZM152 91H153V93L156 91L155 95L153 94L154 96L151 95ZM195 91H196V89H195ZM96 92H97V90H96ZM123 92H125V94ZM169 94H170V96H169ZM192 94H193V91H192ZM7 95L4 94V96H7ZM99 95H100V93H99ZM11 96L13 97V95H11ZM136 96H138V97L140 96L141 99L144 96V99H142L140 101L144 100L145 102H144V104L141 103V105H143V107L149 106L148 107V109L150 108L149 114L147 116H145L144 111L139 112L137 110H133V111L129 112L130 111L128 109L129 105H130V109H137L136 108L137 106L134 108H131V107L135 106L134 104H132L133 103L132 100L134 101L135 104L138 103V102L136 103L135 100L132 99V100H130L132 103L128 101L131 104L127 103L128 108L125 107L126 109H128V110H126V112L128 111V114H125V112H124L125 110L122 109V110H124L122 112H123V115H125V117L123 115H121L122 119H120V116L118 114L117 119L114 118L115 114L117 115L118 110L123 107V106H120L123 104L122 103L123 98H124L123 102H125L124 106H126L127 101H125L126 100L125 97H130V99L134 98V97L138 98ZM191 96H193V97H191ZM3 99H6V97ZM3 99H0V100H3ZM33 99H36L35 101L37 102V104H35L33 107H31L34 104V102H32ZM190 99H192L193 101H191ZM136 100H138V99H136ZM14 101H12V102H14ZM188 101H191V102H188ZM120 103H122V104H120ZM211 104H213V106ZM16 105H17V103H16ZM20 105H22V104H19L18 106H20ZM73 105H75V104L73 103ZM83 105H85V104H83ZM260 105L262 107L261 109H259ZM214 106L216 107V110H215ZM78 109L77 110L75 109V110L78 111ZM15 110H16V108L13 110V113L16 114ZM144 110H145V108H144ZM114 112H116V113L114 114ZM122 112L120 114H122ZM111 113H113L114 115H110V116H114V117H112V119L114 118V121L116 119L117 122L113 123L114 121L112 119H110L112 122L111 123L109 122V124H106V122H107L106 120H108L107 118L104 120L105 122H103L101 120L102 118L106 117L107 115L109 117V114H111ZM159 113H161V112L159 111ZM164 114H166V111ZM11 115H13V114H11ZM16 115H18V114H16ZM159 115L160 114H158V117H159ZM189 115H187L186 118L190 117ZM208 115H211V113ZM143 117H145V119H144V122L142 123V125H137L138 123L135 125V121L137 122L139 119H141ZM164 117H165V115H164ZM43 118H45V117H43ZM159 118L162 120L161 117H159ZM186 118L184 120L187 121L186 123H188V120H190V119L189 118L186 119ZM201 118H203V117H200V119ZM205 118L206 117H204V119ZM49 119H51V118H49ZM136 119H138V120H136ZM21 120H19L20 125L22 123V122H20ZM42 120H46V118L42 119ZM156 120H158V119H156ZM184 120H183V122H184ZM4 121L6 122V120H4ZM36 121H38V120H36ZM47 121H49V120H47ZM100 121H102V123H105V124L101 125ZM170 121H172V120L171 119L164 120L163 121L164 127L162 125H160L159 123H157V126L160 125L161 127H163V129L165 128V130H167V132L170 133L171 129H173V127L172 128L170 127V126H172L171 124L173 122H171V124H170L169 123ZM173 121L175 124L174 119H173ZM263 121H264V117H263ZM159 122L162 123V121H160V120H159ZM196 122L199 123V121L197 119H196ZM19 123H15V121H14L12 126L9 125L11 127L7 130V133L5 132V134H6L5 138H1L0 144H1L2 148H3V146L6 148L7 143H10V141H12L14 139L15 132H16V126L17 125L19 126ZM7 124H8V122H7ZM51 124L52 123L50 122V124L48 126H51ZM35 125H37V123ZM42 125H41V129H42ZM84 126H88V128H90V130L93 129V131H96V132H97V130L100 129V132L97 135H94L95 132L93 133V135L91 133H88V135H92V136L86 140H83L84 142L82 141L83 143L82 144L80 143V145L78 147L79 149H78V151H76V149H75L76 148V142L78 141V140H76V138L81 133ZM220 129L218 130L219 133L222 130V129L221 130ZM263 129H264V122L261 123L257 132L258 131L262 132ZM3 130L4 129H2V131ZM31 132H29V133L31 134ZM1 133H3V132H1ZM83 133H82V135H83ZM19 137H21V136H19ZM214 137H215V135H214ZM85 138H87V137H85ZM246 138L247 137H245V139ZM53 139H54V137H53ZM172 139H173V137H172ZM21 140L22 139H20V142H21ZM169 140H171V139H169ZM138 146H140V149H135ZM160 149H163L162 150L163 153L161 152L162 153L161 158H160V151H161ZM0 150L3 151L2 149H0ZM42 151H44L43 155H42ZM127 153L129 154L128 157H127ZM76 155H77V157H76ZM125 156L127 157V159H124ZM228 158L231 159V161H234L235 157L233 158L231 156H228ZM160 159H162L163 161L161 162ZM250 160H251V158H250ZM168 161H169V159H168ZM168 161H167V163H169ZM140 162H142V164H143V162L147 163L149 165V168L147 167V169H144L145 166L143 167ZM169 164H171V162ZM244 165H243L244 170L250 171L252 168L253 162L252 161L246 162V164H244ZM5 166H4V168H1V169H5ZM164 166L166 167V165H164ZM170 169H171V167H170ZM18 171H19V169H18ZM22 171H24V170H22ZM166 171H168V170H166ZM236 171L234 169H232V170H224L223 172L226 175L232 176V174H236ZM15 173H17V175H18L20 172L18 173L15 171ZM15 173H14V175H15ZM103 173H105V175L108 174L109 179H108V177L106 178V179H108V181L111 178V181L108 182L110 184H108L105 189L98 190L95 193L90 191V192L94 193V194L91 193L92 195L89 194V195H91L92 199L88 200V201H87V199H84V201H86V202L82 203L83 205L78 207V208H80L79 210H76L78 202L86 194L89 186L92 183H94L95 181L98 182L97 180L100 178L99 176ZM118 173H122V175L120 177L115 178V175ZM167 173H169V171ZM5 174H6V172H5ZM23 174H20V175L23 176ZM25 175L23 176L21 187H20L18 179L14 180V179L10 178L11 180H9V181H11V183H13L12 186L15 187L16 191H15V193L13 192V194H16V197H17L16 199H18V200H21L19 198V195H20V193L23 194L26 187L28 186L27 185L28 184L27 179H26L27 174L25 173ZM68 175H66V177ZM9 177H11V176H9ZM15 178H20V177L18 175V177H15ZM5 179L7 180V178H4V180ZM168 179H169L168 183H169V181H172L171 176H168ZM0 180H1V178H0ZM65 180H67V179L65 178ZM100 180H101V178H100ZM261 181H262V179H260V175L257 174V175H254L253 178H251V180L249 182H247L246 186L247 185L248 186H255L257 183L258 184L261 183ZM9 185H10V183H9ZM169 185H171V184H169ZM3 186H4V184H3ZM221 186H223V183L221 184ZM0 187L2 188V186H0ZM6 187H8V184H6ZM256 187H255V189H256ZM10 188L12 189V187H10ZM28 188H30V187L28 186ZM146 188H147V186L145 187L144 190H146ZM5 189H7V188H5ZM98 189H99V187H98ZM242 189H243L242 187L239 188L240 191ZM95 190H96V188H95ZM222 190H223L224 195H226V196L229 195L228 189H222ZM0 191H1V189H0ZM162 191H163V189H162ZM2 194L6 195V193H3V192H2ZM10 194H11V192H10ZM256 196H257V199H255V201L257 202V200H258V203L260 204V206L259 205L258 206L259 207L263 206V204H264V189L258 191ZM153 197H152V199H153ZM159 197H161V196H159ZM0 198H3V197H0ZM9 198L7 200H10ZM89 198H90V196H89ZM168 198H170V197H168ZM3 199H6V198H3ZM231 201L233 202L234 200L229 199L227 197L221 198V200L219 202V210L218 211H221V212L224 211L225 207H227V209H230ZM25 203L22 205H24V207H27V206H25ZM128 204L129 203H127V205ZM20 205L19 206L17 205V207H20ZM1 206H2V204H1ZM139 206L141 209V205H139ZM138 207L136 208V209H138L137 211L140 210ZM21 208H19L20 210L18 209L17 212L14 211L13 213H11L13 215L12 218H14L16 220L14 222H18V220L23 218L24 215L22 213L27 208L26 209L24 208L23 211L21 210ZM123 209H125V208H123ZM27 210H29V209H27ZM127 213H129V212H127ZM139 214L137 213V215H139ZM6 216L4 217V219L6 218ZM24 218H26V217H24ZM118 218H122V220L119 221ZM145 218H147V217L145 216ZM133 219H135V218H133ZM71 220H74L73 224L71 223L72 225L69 228H67L66 231H64L62 233L61 237H58V238L55 237L56 239L53 242L51 241L52 243L50 242L51 244L47 245L46 246L47 248H46L45 245L51 240V238L54 236V234H56L59 230H61V228H63V226L65 224L66 225H67V223L70 224ZM149 220H147V221H149ZM3 222H4V220H3ZM7 222H9V221H7ZM11 224H13V223H11ZM11 224L9 223V225H11ZM15 224L16 223H14V225ZM90 225H91V227L89 228ZM10 227L12 228V226H10ZM10 227L8 226V228H10ZM17 227H18V225H17ZM67 227H68V225H67ZM88 228H89V230H88ZM4 230L5 229H3V231ZM156 230H158V231H156ZM8 234H9V232H8ZM145 236H146V240H145L146 245H144V248H143V242L142 241H144ZM59 240H61V241H59ZM58 241H59V243H58ZM157 242H160L161 245L158 246ZM3 250H6V252H7L8 249L4 248ZM3 252H1V253H3ZM6 252H5V254H6ZM7 254H8V252H7ZM3 257L5 259V256H3ZM0 260H3V259L1 258ZM171 261H172V257L169 255L165 259V264H169V263H171Z\"/></svg>",
	"mask_w": 264,
	"mask_h": 264
}]
</instances>
